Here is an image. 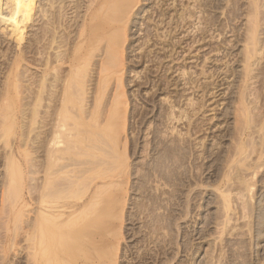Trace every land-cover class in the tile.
Returning <instances> with one entry per match:
<instances>
[{"label":"bare ground","instance_id":"bare-ground-1","mask_svg":"<svg viewBox=\"0 0 264 264\" xmlns=\"http://www.w3.org/2000/svg\"><path fill=\"white\" fill-rule=\"evenodd\" d=\"M195 1L197 11L198 7L203 15L209 11L207 6L210 8L211 3ZM218 2L219 6L215 7L224 10L222 0ZM261 2L250 0L245 50L238 59L243 68L233 71L237 104L231 112L226 109V115L233 114L235 119V144L225 155L219 152L217 158L219 164L225 162L229 171L216 166L213 173L218 178L221 216L225 217L221 220V237L227 231L231 221L229 214L234 210L231 193L238 190L237 195H246L251 213L249 202L254 200L256 184L253 179L264 166V138L259 143L247 141L257 132L256 127L258 132L264 130V76L259 77V74L264 75ZM141 3L142 0H33V11L29 14L27 0L0 2L8 16L2 22L12 26V33L0 27V49L8 46L10 51L7 55L0 51V147L3 143L9 148L4 157L0 154V166L5 167L0 195V230L6 231L3 237L0 235V251L17 245L23 202L26 205L30 202L34 209L31 230L26 233L31 242V264H118L123 229L116 225L123 222L124 209L104 226L97 224L95 219L102 209L125 208L129 191L134 187L142 197L137 204V214L150 217L143 222L145 226L167 229L170 244L175 240L170 232L177 220L194 210L192 184L197 176L189 174L196 166L197 156L192 144L177 134L170 141L161 138L159 126L153 132L151 151L154 155L147 163H140L136 172L139 183L129 186L136 168L131 159L137 154L138 135L151 111L146 108L136 112L137 137L131 141L127 130L129 104L124 90L127 84L125 52ZM241 9L238 6L232 11V17L239 16ZM187 14L193 19L197 16L196 9L189 8ZM183 15L181 21L188 24L189 19ZM218 18L205 17L206 28L220 23ZM30 19L37 23L32 41L27 45L24 41ZM201 31L205 36V29ZM30 68L35 72L29 73ZM255 83L259 85L253 93L251 86ZM207 87L201 88L204 91ZM252 95L256 100L261 99L263 110L257 104L251 105L255 102ZM198 104V108L194 104L179 117L175 111L162 108L159 124L166 127L185 116L190 131L193 127L199 128L193 117L205 103ZM26 134V140L18 139L19 135ZM254 153L256 158L251 157ZM28 174L36 175L31 177L36 182L32 183L31 191L24 194ZM153 176L155 181L171 188L162 192L169 194L163 199L167 200L166 205L160 203L162 199L157 193L149 191ZM184 186L189 187L184 205L186 211L177 214L174 211L181 203L178 196L180 187ZM163 207L168 213L157 214V209ZM72 232L79 233L74 240L69 237Z\"/></svg>","mask_w":264,"mask_h":264},{"label":"rangeland","instance_id":"rangeland-1","mask_svg":"<svg viewBox=\"0 0 264 264\" xmlns=\"http://www.w3.org/2000/svg\"><path fill=\"white\" fill-rule=\"evenodd\" d=\"M10 1L17 2V0H0L1 3ZM27 1L30 7L29 14H31L33 0ZM194 1L142 0L141 8L134 18L136 26L131 25L129 32L130 41L127 43L125 52L127 63L125 84H127L124 87L125 98L129 104L127 130L131 141L137 137L136 112L146 108L151 110L141 126L142 132L138 135L137 154L131 159L136 164L134 166L136 168L133 170L134 174L130 178L129 186L132 184L136 186L139 183L136 172L140 168V163H147L154 155V151H151L153 132L159 126L161 138L170 141L177 134L179 138L184 137L192 144L194 154L197 156L196 166L189 174V176L191 174L197 176L192 184L195 196L194 210L187 217L183 216L177 220L170 232L175 240L173 244H170L171 237H169L167 229L155 225L149 228L143 222L150 217L137 214V204L142 201V197L136 187L129 191L125 208L102 209V213L100 211L95 219L100 226H104L107 221L114 219L115 215H120L121 210L124 209L123 222L116 225V228L122 226L123 229L118 264H264V166L257 177L253 179L256 184L253 191L254 200L249 202L252 206L251 213L247 208L248 197L237 195L238 190H233L231 193L234 210L229 214L231 221L227 231L225 230L227 233L224 232L222 237L220 236L221 222L225 217H222L220 212L222 206L217 189L218 178L213 174L216 171V166L224 171H229L225 167V162L219 164L217 158L219 152L225 155L227 150L235 144L233 137L235 119L233 114L226 115V109L229 108L228 111L231 112V109L237 104V89L234 88L236 80L233 71L234 69L241 71L243 68L241 66L243 63L238 59L245 50L244 39L250 20V10L248 11L250 0H222L221 5H224V10L215 7L217 4L219 6L218 0H205L207 5L211 3L212 6L211 4H209L210 8L207 6L209 11H206L204 15L200 7L197 11L195 8L197 2ZM236 3L242 9L239 16L232 17V13L238 7ZM261 4L263 6L259 8V15L262 18L260 29L264 30V0ZM213 5L215 8H212ZM3 7L0 6V27L12 33V26L2 22L3 19L8 18L2 10ZM189 8L196 9L197 16L193 19L189 18L187 14ZM182 15L187 16L188 24L181 21ZM207 16L218 18L220 23L210 24L211 26L206 28L205 17ZM36 23H33L31 19L27 21L29 27L24 41L27 45L32 41ZM201 29H205V36L201 33ZM150 31L153 38L148 33ZM261 37L264 39L263 34ZM168 42L175 46L168 45ZM0 51L2 55H7L10 52L8 46H4ZM262 65L264 67V59ZM33 72L35 69L30 68L29 73ZM259 75V77L264 76ZM204 85L208 87L203 91L201 87ZM257 85L259 84L255 83L251 86L254 89L253 93L256 92ZM253 97L252 95L251 98ZM253 100L255 102L251 105L257 104L263 110L261 99L253 98ZM200 102H204L205 106L193 117V122L200 129L193 127L190 131L191 128L189 129L188 119L185 116L181 121L175 120L169 123V127L159 124V116L164 108H167L169 112L173 111L174 113L175 111L179 117L184 115L185 111L191 110V106L194 104V107L198 108ZM23 129L27 131L25 126ZM23 129L20 131L23 132ZM255 131L257 132L253 134V138L249 137L252 140L247 138L248 143L253 140L259 143L264 138V130L258 132V127H256ZM26 136L19 135L18 139L26 140L28 138ZM1 145L0 154H3L4 157L9 148L3 143ZM251 157L256 158L257 154L254 153ZM4 169L2 164L0 166V195ZM31 177H36V175L28 174L23 187L24 194H28L31 191L32 183L36 182L35 178L32 181ZM151 178L149 191L152 194L157 193L162 199L160 203L166 205L167 200L163 201V199L167 198L169 194H162V192L171 188L162 185L160 181H158L159 183L155 181L157 179L154 176ZM180 188L178 202L181 203L175 207L176 211H174L177 214L186 211L184 205H186L189 193V187ZM29 204L26 205L25 202L22 204L23 218L18 223L21 230H19L20 237L17 239V245L12 249L7 248L0 251L3 256L0 255L2 264H31L29 260L31 242L26 233L31 230L29 225L33 223L34 209ZM156 212L159 215L168 213L164 207L157 209ZM77 233L70 234L71 240L78 237L79 233ZM5 234L6 231L2 228L0 235L3 237ZM101 243H103L102 240Z\"/></svg>","mask_w":264,"mask_h":264}]
</instances>
